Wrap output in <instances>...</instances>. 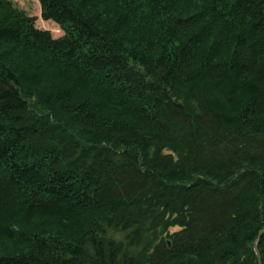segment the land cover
I'll list each match as a JSON object with an SVG mask.
<instances>
[{"label":"trees","instance_id":"obj_1","mask_svg":"<svg viewBox=\"0 0 264 264\" xmlns=\"http://www.w3.org/2000/svg\"><path fill=\"white\" fill-rule=\"evenodd\" d=\"M39 1L61 36L0 0V264H264V0Z\"/></svg>","mask_w":264,"mask_h":264},{"label":"rangeland","instance_id":"obj_2","mask_svg":"<svg viewBox=\"0 0 264 264\" xmlns=\"http://www.w3.org/2000/svg\"><path fill=\"white\" fill-rule=\"evenodd\" d=\"M21 10L36 18V25L39 28L50 30L54 37L63 34L58 25L52 21L44 20L41 15V4L39 0H11ZM2 215V216H1ZM1 217H9L8 214H0ZM1 219V218H0Z\"/></svg>","mask_w":264,"mask_h":264},{"label":"water","instance_id":"obj_3","mask_svg":"<svg viewBox=\"0 0 264 264\" xmlns=\"http://www.w3.org/2000/svg\"><path fill=\"white\" fill-rule=\"evenodd\" d=\"M260 260H261V258H260V256H259V262H260Z\"/></svg>","mask_w":264,"mask_h":264}]
</instances>
